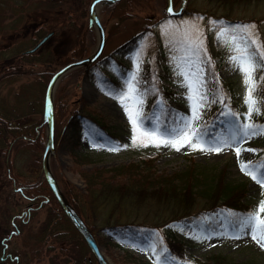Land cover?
Returning <instances> with one entry per match:
<instances>
[{"label":"rangeland","instance_id":"1","mask_svg":"<svg viewBox=\"0 0 264 264\" xmlns=\"http://www.w3.org/2000/svg\"><path fill=\"white\" fill-rule=\"evenodd\" d=\"M84 1L87 3L86 10L83 9ZM91 1L72 0L71 6L59 10L37 8L26 11L20 21L10 26L2 25L0 29V49L16 48V52L8 56L13 64L10 69H4L3 57H0V115L4 114L6 121L31 124L28 130L30 138L33 137L34 124L42 117L44 119L38 136L22 140L14 150L15 165L26 177H40L42 173L43 150L38 142L42 140L45 144L46 140L47 121L43 114V101L50 76L65 65L64 60L73 48L79 45L86 47V57L97 46V29L88 21ZM180 1L173 0L174 8L179 7ZM8 4L9 0L0 3V24H9L16 16L7 9ZM106 4H102L97 13L105 30V44L99 59L87 66L88 70L75 68L60 76L54 88L53 109L57 125L61 126L72 115L79 118L83 114L108 127L112 136L102 131L91 134L87 128L75 153L69 147L70 141L64 139L55 143L54 150L48 156V168L59 187L60 182L69 187L88 226L93 222V212H96L98 221L101 217L110 220L113 215L119 220L139 217L132 218L130 227H124L125 231L121 234L110 229L93 228V234L100 242V250L109 264H208L214 254H222L245 264H264V247L261 246L264 241L258 243L251 235L238 231L233 226L236 221L232 219L231 211H216L212 215L203 213L197 221H169L168 212L179 210V205L157 203L171 198V195L166 198L167 191L163 190L168 185L173 191L170 193L185 195L188 200L186 205L191 202L190 209L199 212L203 202L200 195L213 184L216 176L220 182L245 183L247 192L243 200L247 205L246 215L253 212L260 201H264V186L254 181L246 171H241L240 167L247 163L249 170L255 173L258 166L264 164V134L245 137L239 143L232 142L230 132L233 118L225 114L236 113L237 124L247 122L257 126L264 125V115L254 114L250 120L245 119L247 106L244 96L247 86L243 83V73L229 60V56L234 54L226 43L230 35H216L221 28H231L235 29L231 35L244 36L239 26H254L248 34L258 41L256 46L264 50V0H187L179 16L166 15L165 0H138L135 5L131 0L132 8L120 20L109 19L105 12ZM45 35L46 39L35 53L51 52L55 63L35 62L18 66L15 59L21 49L20 43L28 41L26 49H29ZM129 39L134 41L121 47ZM200 41L202 45L197 50L195 44ZM132 45L134 47L126 51ZM152 69L156 70L155 75H158V71H164L165 77L158 84L166 88L169 96L165 102L174 112L171 124L162 128L159 122L163 101L159 100L153 107L151 98L146 97L144 90L135 82L136 92L129 94L125 104L132 109L134 116L137 112L141 114L138 119L140 132L153 133L152 137L142 139L156 140V143L143 147L139 146V141L133 144L132 125L113 96L128 92L126 80L134 72L138 78L141 73ZM46 71H50L47 77L43 74ZM100 75L120 76L122 89L114 91L103 87L97 80ZM260 75L264 73L256 72L253 77L258 84L255 98H264V82L257 79ZM197 78L201 81L199 94L206 99L197 110L199 119H194L188 85L192 84L195 89ZM213 82H220L215 89L211 87ZM56 96L63 102L61 108L60 105L54 106ZM211 120L209 128H206ZM186 123L189 126L186 127ZM166 130L171 134L165 135ZM185 134L191 136L189 143H184ZM2 135L0 256L2 253L6 256L0 260V264H13L14 250L18 251L17 256L20 257L24 255L25 247L21 244V237L11 234L12 222H20L19 218L24 215L29 202L16 189V184L7 179L5 159L8 152ZM161 139L172 140L179 150L171 144L159 143ZM193 143L198 145L196 149L191 146ZM217 148L219 151L214 150ZM237 148L240 149L239 156ZM141 178L145 179L140 180L145 181L144 187L150 185L156 189H150L151 193L148 194L144 191L140 193L143 198L148 196L146 203L140 207L130 205L121 198L103 200L108 185L111 188L116 185L125 188L132 186V192L134 183ZM60 190L62 192L61 187ZM46 213V209H41L30 222L37 226ZM261 217L264 218V213H261ZM165 222L167 224L163 225ZM154 223L159 226L147 227ZM169 227L175 239L168 238ZM36 230L34 228L32 232ZM2 235L6 239H1ZM168 243L171 255H167ZM66 247L63 245L62 248ZM58 252L62 253L60 250ZM180 254L182 258L178 257ZM64 256L59 255L58 260ZM48 258V254L42 255L40 264H49Z\"/></svg>","mask_w":264,"mask_h":264},{"label":"trees","instance_id":"2","mask_svg":"<svg viewBox=\"0 0 264 264\" xmlns=\"http://www.w3.org/2000/svg\"><path fill=\"white\" fill-rule=\"evenodd\" d=\"M2 0H0L1 3ZM138 0H134L135 2ZM72 0H9V4L7 5V9L11 11V14L16 15L14 19L11 20L9 24H0V29L2 28V25H12L16 21H20L23 16L24 12L26 11H32L37 10V8H42L45 10H59L63 9L64 7L71 6ZM89 3V2H88ZM86 1H84V7L83 9L86 10L85 6ZM132 8L131 0H118L116 2L108 3L105 6V12L106 15L109 17V19H121L125 16H127L128 12ZM126 13V14H125ZM107 17V18H108ZM104 25V23L102 22ZM88 26V25H87ZM43 27V26H42ZM42 27L40 29H42ZM53 31V30H51ZM44 37V36H43ZM42 37V38H43ZM41 38V39H42ZM33 39V37H32ZM40 41V40H39ZM38 41V42H39ZM134 41V39L126 40L121 47L130 45V42ZM38 42L34 43L29 49H26V46L28 45V41L23 40L20 43L21 48L19 50V54L17 58L15 59L18 61V66H24L25 63H37V62H44L46 64L55 63L54 58H52L48 52L36 54V49L40 46L35 47ZM137 42V41H136ZM135 42V43H136ZM35 47V48H34ZM134 46H130L126 51H130ZM14 52H16V48L14 47H4L0 49V57H3V63L5 65L4 69H10L13 65L12 62L9 60L10 55H12ZM123 51H121L122 53ZM87 53V48L84 46H77L73 48L68 55V58L64 60L65 64L76 59H80L85 56ZM100 57V55H99ZM97 58V60L99 59ZM96 60V61H97ZM95 61V62H96ZM89 67L85 68V66L77 67L76 69H82V70H88ZM156 70L152 69L151 71H146L141 73L137 78V85L144 90L146 97H150L152 100V106L155 107L156 103L159 100H162L164 103V107L162 108L161 112V120H160V126L162 128H167L169 124H171L173 118L172 114L174 112V109L168 105L165 102V99L169 96L167 94V90L164 86L158 84L161 78H164V71L160 72L158 71V75H155L154 72ZM119 72H121V69L119 68ZM45 77L50 75V71L43 72ZM52 74V73H51ZM48 78L46 79V81ZM97 80L101 83L103 87L109 88L114 91H120L123 87V83L121 82L120 76H106V75H100L98 76ZM217 83L220 82H213L212 89L216 88ZM61 98L56 96L54 98V106L60 105V108L63 104ZM216 108H220L217 104H213ZM150 109V108H149ZM152 109V108H151ZM2 114V112H1ZM44 114V112H43ZM217 115V114H216ZM4 114L0 115V134L3 133L2 140L6 141L7 149L6 152V175L7 179H9L11 182H14L16 184V189L19 190L22 195L27 199L28 206L27 210L24 212V215H22L19 220L20 222L17 224L16 222H12L11 227V234L13 236L21 237V244L25 247L23 249L24 255H20V257L17 256L18 251L14 250V253L16 255L13 256V264H40L42 255L48 254L49 264H98L89 250L88 246L84 242L83 238L79 234V232L76 230V228L73 226V224L70 222V220L65 215L61 205L59 204L58 200L53 195L52 191L50 190L47 182L43 178V173H40V177L35 178H29L24 175H21L22 173L17 168V165H15L14 160V150L15 147L25 139H29V127L31 124L24 123L19 124L12 120L6 121V118L4 117ZM77 116L72 115L71 117H68L66 121L60 126L55 123V143H57L59 140L62 141L64 139L70 141V149L76 152L78 145L80 144L81 135L84 130L88 128V131L93 134L94 132L100 133V131L106 133L109 135V137L112 136V134L109 132L108 127L100 123L99 121L93 120L92 118L86 116V115H80L79 118ZM208 123L206 128H209L211 122ZM44 125V119H40L37 123L34 124L32 131H33V137L35 138L38 136V133L40 132V128H43ZM31 135V134H30ZM30 138V139H32ZM67 142V141H66ZM38 146L43 150L44 144L42 140L38 142ZM264 150V149H262ZM261 150V152H262ZM42 172V169H41ZM20 174V175H19ZM219 177H215L213 184L209 186L208 189L204 190L200 196L203 198V202L201 204V209L199 212H194L190 209L191 202L186 205L187 201L185 195L179 196L178 194L170 193L173 192L171 190V186L166 185L163 190L166 192V198L171 195V198L165 200V201H157L158 204L162 205L161 203H165L166 205H171L173 203L179 205V210H170L167 214V217L169 218V221L179 220L181 222L186 221H197L203 213H209L212 215L216 211H225L229 210L232 212V219L236 221L240 217H245L247 205L246 201L243 200L244 195L247 192V188L245 186V183H231L228 181L220 182L218 181ZM140 180H145L143 178L136 180L133 187L131 188H125L119 185L111 186L106 185L108 188L106 191V196H103V200L107 201H113L118 199H125L128 204L135 205L136 207H140V205L146 203V200L148 196L142 197L140 194L142 191L144 193H151V190H155L156 188L154 186H147L144 187V182H141ZM61 189L63 194L67 197L69 202L74 206L78 214L83 218L85 222H87L86 217L84 216V213L81 211V209L78 207L76 200L73 197V194L69 187L67 185H63L61 182ZM109 187L111 189H109ZM117 187V188H116ZM139 195H138V194ZM141 195V196H140ZM126 197V198H125ZM162 198V199H166ZM193 199V198H191ZM190 201V200H189ZM151 202V201H150ZM41 209H46L47 213L43 220L39 221L38 225L35 226L30 222V220L34 217V215L40 211ZM93 222H91V225L89 226L90 230L93 232V228L96 227V229H110L114 230L115 233L121 234L123 231V228L130 227L129 221L131 219H138L139 217H132V218H123L118 219L114 215L110 216V220L105 219V217H101L100 221H98V216L96 215V212H93ZM158 216V215H156ZM115 217V218H114ZM130 219V220H129ZM167 224L166 222L163 223ZM162 225V224H161ZM157 224H151L147 227H158ZM34 228H37L35 232H32ZM113 231V232H114ZM170 239H175L176 236L170 231V227L168 228ZM96 236V235H95ZM1 239H6L1 237ZM30 240H33V242H30ZM96 241L98 245L100 244L99 239L96 236ZM26 246V244H29ZM63 245H67V247L64 249L62 248ZM167 245V244H166ZM167 247V255H171L172 251H170V244L168 243ZM58 250H60L62 253H59ZM58 252V253H57ZM59 255H65L64 258H59ZM6 254L0 256V260H3ZM178 257L182 258L181 254ZM20 258V259H19ZM19 259V260H18ZM62 261V263H61ZM208 264H245L244 262H236L234 260L228 259L225 255L222 254H214L212 258H210V261Z\"/></svg>","mask_w":264,"mask_h":264},{"label":"snow or ice","instance_id":"3","mask_svg":"<svg viewBox=\"0 0 264 264\" xmlns=\"http://www.w3.org/2000/svg\"><path fill=\"white\" fill-rule=\"evenodd\" d=\"M169 12L172 11L171 8L168 9ZM254 26L242 25L239 26V31L245 33L244 36L240 35H231L232 32H235V29L231 28H221L220 31L216 33L217 36H221L224 34H229L230 39L226 41L227 44L231 47L233 55L229 56V60L233 62L234 66L237 70L243 73V83L247 86L246 92L244 96V104L247 106V112L245 113V119L250 120L254 114L264 115V98H255L254 93L257 91L258 84L254 81V73L261 72L264 73V50H261V47H257L258 41L252 39V37L248 34L250 29ZM202 45V41L197 42L195 44V48L197 50L200 49ZM264 47V46H262ZM185 75V80L187 81V75ZM259 81L264 82V75H260L257 78ZM137 81V73L134 72L131 75V78L126 80L128 92L117 93L113 96L124 109L125 114L128 117L129 122L132 125L133 135L131 137L133 144H137L139 141V146L147 147L148 143H156L155 139H150L145 141L142 139L143 137H152L153 133L145 131L140 132V126L138 125V119L141 118V114L137 112L135 116L133 115L132 109H130L126 104L125 100L129 98V94L136 92L135 82ZM196 87L194 89L192 84L188 85L189 88V100L192 101L191 107L193 111V118L199 119V116L196 114L198 108L202 107V101L206 99L205 96L199 94V86L201 81L199 78L195 81ZM196 93L194 96L193 93ZM141 103V101H138ZM225 115L233 118L232 130L230 132V139L234 143H239L245 137L256 136L258 134H264V125L257 126L254 123H243L237 124L235 123V118L237 116L236 113L229 112ZM189 126L188 123L185 125ZM137 133H140L138 136ZM165 135H170L169 131H165ZM192 135H197L193 133ZM191 140V136H187L185 134L184 143H189ZM159 143L171 144L172 147L179 150V147L172 140L161 139ZM127 145H125L126 147ZM159 146V144H157ZM193 149L198 147L197 144L191 145ZM114 150V149H110ZM215 151H219V148L214 149ZM237 156L240 155V149L237 148ZM247 151H252L251 149H247ZM241 171H246L248 175L252 177L254 181L264 186V164L258 166L257 171L254 173L249 170V165L247 163L241 164ZM261 213H264V201H260L257 208L253 210V212L247 214L245 217L238 218L233 225L237 228L238 231H243L245 235H251L252 239L257 241L258 243L264 241V218L261 217ZM246 230V231H245ZM239 238V237H236ZM264 247V243L261 244ZM165 261L167 262V257H165Z\"/></svg>","mask_w":264,"mask_h":264},{"label":"water","instance_id":"4","mask_svg":"<svg viewBox=\"0 0 264 264\" xmlns=\"http://www.w3.org/2000/svg\"><path fill=\"white\" fill-rule=\"evenodd\" d=\"M116 1L118 0H92L90 2L88 21L90 24H93L97 29V33H98L97 46L95 50L88 56L68 62L67 64L60 67L51 75L46 86L44 105H43L45 120L47 121L46 140L41 157V167H42L43 177L47 182L53 195L60 203L64 213L71 221L73 226L77 229V231L79 232L85 243L87 244L88 248L95 257L98 264H109V263L104 257L102 251L100 250V247L97 244L96 239L93 233L91 232V230L89 229L88 225L84 222V220L78 214L76 209L70 204V202L62 194L54 175L48 168V156L49 153L52 152L55 147V118H54V109H53V93H54L55 85L57 84V81L60 78V76H62L64 73L79 66L87 67L92 63H94V61L100 55L105 44V30L100 21V18L97 15L96 8L98 6L100 7L104 3H112ZM186 3L187 0H181L179 7L176 9L173 6V0H165V8H164L165 12L168 16H179L183 12ZM169 8L172 9L171 12L168 11ZM45 37L46 36H44L41 41H43ZM38 45L39 44H37L35 47H37Z\"/></svg>","mask_w":264,"mask_h":264},{"label":"bare ground","instance_id":"5","mask_svg":"<svg viewBox=\"0 0 264 264\" xmlns=\"http://www.w3.org/2000/svg\"><path fill=\"white\" fill-rule=\"evenodd\" d=\"M99 8H100L99 6L96 8V12H97V13H98Z\"/></svg>","mask_w":264,"mask_h":264}]
</instances>
